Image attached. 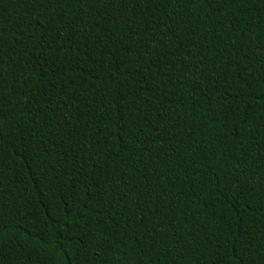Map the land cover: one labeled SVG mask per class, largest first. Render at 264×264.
Instances as JSON below:
<instances>
[{"label": "trees", "instance_id": "trees-1", "mask_svg": "<svg viewBox=\"0 0 264 264\" xmlns=\"http://www.w3.org/2000/svg\"><path fill=\"white\" fill-rule=\"evenodd\" d=\"M0 264H264V0H0Z\"/></svg>", "mask_w": 264, "mask_h": 264}]
</instances>
